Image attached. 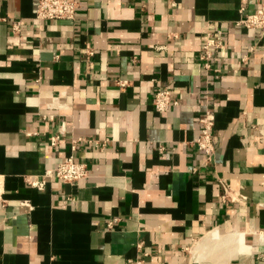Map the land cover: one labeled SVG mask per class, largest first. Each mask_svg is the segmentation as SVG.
<instances>
[{
	"label": "crops",
	"instance_id": "crops-1",
	"mask_svg": "<svg viewBox=\"0 0 264 264\" xmlns=\"http://www.w3.org/2000/svg\"><path fill=\"white\" fill-rule=\"evenodd\" d=\"M38 1H0V264H264V31L239 24L258 0H79L48 21ZM69 156L88 179L29 183Z\"/></svg>",
	"mask_w": 264,
	"mask_h": 264
},
{
	"label": "built area",
	"instance_id": "built-area-1",
	"mask_svg": "<svg viewBox=\"0 0 264 264\" xmlns=\"http://www.w3.org/2000/svg\"><path fill=\"white\" fill-rule=\"evenodd\" d=\"M5 1V0H0ZM259 6L254 12L245 14L241 17L239 24H242L248 29H259L264 31V0H258ZM79 0H39L35 11V17L41 21L55 19H75L77 10L80 7ZM21 27V22L17 21L13 24L12 30L18 31ZM224 39L221 30L210 32L206 35L203 44V52L201 59L205 61L206 68L210 69L211 59L216 50L224 48ZM88 54L92 55V50H88ZM118 85L125 86L128 84L126 80H117ZM178 102L173 97V91L168 88H158L154 92L153 105L157 112L164 114L169 111L171 106ZM201 126V133L195 139V144L204 152L206 163L210 162L217 149V139L213 134L215 119L210 111H205L198 119ZM55 144V139L53 140ZM163 149L164 145H160ZM45 177H54L57 180L78 184L81 180H86L90 177V169L87 164L76 162L72 156L67 157L58 166L46 171L41 179H29V183L42 190L45 187ZM225 201L232 200L230 190H225L223 194ZM110 227L113 225L109 224ZM138 264H144V261H139Z\"/></svg>",
	"mask_w": 264,
	"mask_h": 264
},
{
	"label": "bare ground",
	"instance_id": "bare-ground-1",
	"mask_svg": "<svg viewBox=\"0 0 264 264\" xmlns=\"http://www.w3.org/2000/svg\"><path fill=\"white\" fill-rule=\"evenodd\" d=\"M212 234V233H211ZM214 235V234H213ZM229 236V235H228ZM230 237V236H229ZM232 238V237H231ZM230 238V239H231ZM231 242H232V240H231ZM232 244V243H231ZM228 246V245H227ZM199 248V247H198ZM229 248V247H228ZM242 248V247H241ZM199 250V249H198ZM227 251H228V249H226ZM234 250V249H233ZM235 251V250H234ZM199 252V251H198ZM231 252V251H230ZM231 254V253H230ZM234 255V254H233Z\"/></svg>",
	"mask_w": 264,
	"mask_h": 264
}]
</instances>
